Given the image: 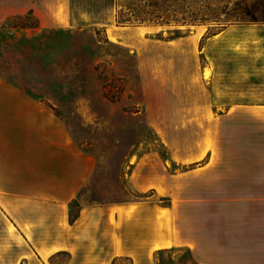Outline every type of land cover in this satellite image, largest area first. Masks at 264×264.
Instances as JSON below:
<instances>
[{"label":"rangeland","instance_id":"obj_1","mask_svg":"<svg viewBox=\"0 0 264 264\" xmlns=\"http://www.w3.org/2000/svg\"><path fill=\"white\" fill-rule=\"evenodd\" d=\"M117 1L0 0V77L50 103L96 158L70 218L82 204L168 205L170 190L177 224L202 239L205 262L249 234L264 244V220L244 215L264 212V200L235 199L264 193V23L118 24ZM143 171L149 187L138 190L131 175ZM15 255L0 264H28ZM154 259L204 264L185 246ZM70 260L63 252L46 264Z\"/></svg>","mask_w":264,"mask_h":264},{"label":"crops","instance_id":"obj_2","mask_svg":"<svg viewBox=\"0 0 264 264\" xmlns=\"http://www.w3.org/2000/svg\"><path fill=\"white\" fill-rule=\"evenodd\" d=\"M95 173V156L81 147L54 107L0 77L1 260L16 252L18 261L46 264L67 252L71 260L64 264H113L120 257L132 259V264H156L155 251L185 246L200 254L204 264H264V244L257 246L252 234L247 243L232 245L233 251L218 253L217 262H205L202 239L177 224L170 190L164 192L168 205L135 200L82 204L77 217L70 218L71 203ZM134 173L133 186L147 189L148 173L143 171L141 179ZM245 194L235 199L264 200V193ZM244 215L264 220V212Z\"/></svg>","mask_w":264,"mask_h":264},{"label":"trees","instance_id":"obj_3","mask_svg":"<svg viewBox=\"0 0 264 264\" xmlns=\"http://www.w3.org/2000/svg\"><path fill=\"white\" fill-rule=\"evenodd\" d=\"M116 5L118 24L176 26L177 30L208 24L209 29L218 25L223 30L232 23H264V0H118Z\"/></svg>","mask_w":264,"mask_h":264},{"label":"bare ground","instance_id":"obj_4","mask_svg":"<svg viewBox=\"0 0 264 264\" xmlns=\"http://www.w3.org/2000/svg\"><path fill=\"white\" fill-rule=\"evenodd\" d=\"M261 31V30H260ZM167 244L169 245L170 243L169 242H167Z\"/></svg>","mask_w":264,"mask_h":264}]
</instances>
